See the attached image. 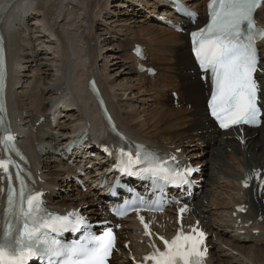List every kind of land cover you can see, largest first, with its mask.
Instances as JSON below:
<instances>
[{
    "label": "bare ground",
    "instance_id": "obj_1",
    "mask_svg": "<svg viewBox=\"0 0 264 264\" xmlns=\"http://www.w3.org/2000/svg\"><path fill=\"white\" fill-rule=\"evenodd\" d=\"M18 1L0 0V30L6 39L10 69L8 104L14 118L22 121L20 145L30 157L32 169H40L47 188L63 187L48 202L68 207L93 203L73 182L63 179L75 166L56 155L78 129L89 131L93 140L105 136L104 122L87 87L93 76L117 126L133 139L162 150H172L174 145L202 165L206 153L217 149L221 186L216 188L214 178L202 198L209 199L218 222L225 216L227 225L220 228L208 219V208L200 201L193 204V213L185 221L198 222L212 236L208 238L213 249L209 264H264V194L240 187L248 174L264 170V129H246L243 145L237 135L225 140L222 134L217 136L205 114L204 86L196 76L187 36L153 23L139 10L138 2L152 11L155 0H28L23 11L18 10ZM187 1L198 9L205 4V0ZM161 13L168 16L172 12L162 9ZM257 18L264 25V6ZM102 25L101 43L97 30ZM134 43L146 46L149 63L158 70L154 77L135 70ZM107 58L110 63H122L119 72L110 71ZM171 90L178 91L180 101L186 100L190 109L168 105ZM61 102L75 106L76 112L65 111L59 107ZM39 116L45 119L33 130ZM40 153L45 155L40 157ZM239 204H247V211L234 218ZM94 214L91 210V216ZM163 217H167L165 225L160 220L156 228L172 231L173 217L169 213ZM136 236L133 229L130 238L138 239ZM222 240L238 255L216 245ZM142 247L139 239L132 244L135 251ZM114 264L131 263L126 254H116Z\"/></svg>",
    "mask_w": 264,
    "mask_h": 264
},
{
    "label": "snow or ice",
    "instance_id": "obj_2",
    "mask_svg": "<svg viewBox=\"0 0 264 264\" xmlns=\"http://www.w3.org/2000/svg\"><path fill=\"white\" fill-rule=\"evenodd\" d=\"M218 5V7H217ZM261 6V0H212V24L208 27L209 37L200 33H193V38L202 37L194 48L196 56L203 69L212 73L213 92L210 103L211 114L219 122L220 127L230 125L257 124L264 104V89L258 85L254 73L258 71L257 50L253 46L254 21L253 11ZM247 23L248 32L241 31V25ZM264 35V31L261 32ZM8 140L11 137H7ZM129 162L131 154L129 153ZM0 168L5 173L8 164L0 161ZM153 174L165 172L162 165L151 169ZM193 171L188 169L187 172ZM178 176L181 174H177ZM247 186V185H246ZM23 198V185L21 188ZM38 197L27 198V209L21 208L18 215L25 218V223L19 234L12 238L11 224H7L0 240V264H28L32 258L42 259L47 255L49 264H106L107 257L113 247L111 232L105 233L104 242L89 247L86 244H73L62 247L57 242L40 241L36 235L41 229L52 232L67 230L70 226L77 230L82 221L73 224L69 217L49 216L47 219L27 218L32 216L36 207L34 201ZM12 197L9 196V211H11ZM147 229V225H145ZM193 234L185 235L178 232L171 242L164 240L166 251L155 252L146 257L155 264H200L199 257L203 253L199 250L204 233L192 230ZM163 239V238H161Z\"/></svg>",
    "mask_w": 264,
    "mask_h": 264
},
{
    "label": "rangeland",
    "instance_id": "obj_3",
    "mask_svg": "<svg viewBox=\"0 0 264 264\" xmlns=\"http://www.w3.org/2000/svg\"><path fill=\"white\" fill-rule=\"evenodd\" d=\"M116 16H117V14H116ZM119 17H125L124 15H118ZM100 28V29H99ZM98 28V30H97V32H99V34H98V38H99V41L101 42L102 41V39H103V37H102V35H103V29H104V26H102V27H99ZM101 32V33H100ZM102 43V42H101ZM26 48H31V46H26ZM102 51H105V50H102ZM107 62H108V64H109V66H111L112 68L110 69V71L112 72V73H117V72H119V68H120V66L122 65V63H116V62H112V63H110V58H107ZM209 155V154H208ZM211 161V160H210ZM213 162H214V160L213 161H211V163L209 164V166H210V168H211V170H212V174H213V176L216 178V179H218V168H217V165L215 164H213ZM208 170V169H207ZM76 190H79V189H76ZM215 191V190H214ZM217 192V191H216ZM225 219V218H224ZM217 223V222H216ZM218 224V223H217ZM226 249V248H225ZM229 251H231V253H232V255H234V256H236L237 254H238V252L237 251H235V250H229Z\"/></svg>",
    "mask_w": 264,
    "mask_h": 264
}]
</instances>
